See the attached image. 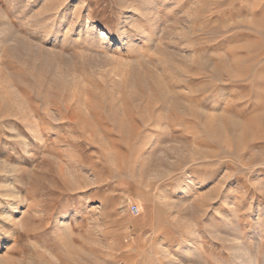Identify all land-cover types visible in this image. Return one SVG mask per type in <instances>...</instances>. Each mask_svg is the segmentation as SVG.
I'll return each mask as SVG.
<instances>
[{"label":"rangeland","instance_id":"1","mask_svg":"<svg viewBox=\"0 0 264 264\" xmlns=\"http://www.w3.org/2000/svg\"><path fill=\"white\" fill-rule=\"evenodd\" d=\"M0 161V264H264V0H0Z\"/></svg>","mask_w":264,"mask_h":264},{"label":"bare ground","instance_id":"2","mask_svg":"<svg viewBox=\"0 0 264 264\" xmlns=\"http://www.w3.org/2000/svg\"><path fill=\"white\" fill-rule=\"evenodd\" d=\"M10 65V64H9ZM20 85V84H19ZM22 86V85H21ZM20 86V87H21ZM24 86V85H23ZM22 89V92H24L23 93V95H26L27 96V94L30 96V93L26 90V89H24V88H21ZM29 102V101H28ZM29 105V104H28ZM57 106V108H58V110L60 111L61 109H60V107L58 106V105H56ZM70 107V106H69ZM29 109V108H28ZM68 109V108H67ZM63 111V110H62ZM66 111V110H65ZM58 112V111H57ZM68 113V112H67ZM73 113V112H72ZM61 114V113H60ZM69 114V113H68ZM71 114V113H70ZM30 115H32L33 117L32 118H42V117H44L42 114H40L39 112H38V110H35V109H32V107H31V110H30V112L28 113H24L23 114V116H19L18 118H19V120L20 121H25V122H27V123H29L28 121H29V118H30ZM93 117H94V119H95V121L96 122H98V124H104V122H105V117L103 116V114L100 112V111H94L93 112ZM35 116V117H34ZM63 115H61V117H62ZM64 117L65 116H63L61 119H64ZM69 118V117H68ZM73 118V117H72ZM70 119V118H69ZM80 119V118H79ZM33 121V120H32ZM35 121V120H34ZM27 123H25V125L27 124ZM31 123V122H30ZM29 123V124H30ZM27 125V127L28 126H30L31 128H32V130L34 131V128L33 127H35L36 126V123H33V124H35V126L34 125ZM84 124V123H83ZM96 124V123H95ZM261 125V124H260ZM44 126V125H43ZM263 126V125H262ZM31 128L29 129V130H31ZM117 128V127H116ZM18 131V130H17ZM33 131H31L32 133H33ZM102 132V131H101ZM104 132V131H103ZM35 134V133H34ZM121 136V135H120ZM27 142V141H26ZM25 142V143H26ZM28 143V142H27ZM26 143V144H27ZM29 147V146H28ZM24 151H23V153L22 154H29V151H28V149H27V146H25L24 147V149H23ZM14 171V168L11 166V165H9V164H6V163H4V162H2V161H0V173H1V175H2V177H3V179H5L6 178V183L8 182L7 180H8V176H10V173L11 172H13ZM13 176V175H12ZM13 178V177H12ZM10 182V181H9ZM12 186H10V184L9 183H7V184H3V183H1V185H0V191L1 190H3V194L1 193V197H6V196H12L13 195V192H14V189L13 188H11ZM14 196V195H13ZM12 196V197H13ZM16 196V195H15ZM14 198V197H13ZM12 199V198H11ZM4 200V199H3ZM1 201L0 200V217H2V219L4 220H8V219H10V214H9V212H8V209H4V207L2 206L3 205V203H4V201ZM6 204V203H5ZM15 204H17L16 202H14V201H10V204H9V207H10V205L11 206H15ZM14 208V207H13ZM11 209H12V207H11ZM62 216L64 215V213H62L61 214ZM2 220V221H3Z\"/></svg>","mask_w":264,"mask_h":264}]
</instances>
